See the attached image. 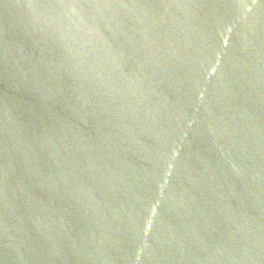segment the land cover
<instances>
[{"label":"water","instance_id":"95a60500","mask_svg":"<svg viewBox=\"0 0 264 264\" xmlns=\"http://www.w3.org/2000/svg\"><path fill=\"white\" fill-rule=\"evenodd\" d=\"M0 264H264V0H0Z\"/></svg>","mask_w":264,"mask_h":264}]
</instances>
